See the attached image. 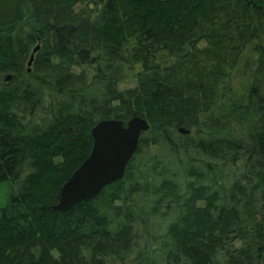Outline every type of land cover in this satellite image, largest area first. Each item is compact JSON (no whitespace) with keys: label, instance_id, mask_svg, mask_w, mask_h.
<instances>
[{"label":"trees","instance_id":"trees-1","mask_svg":"<svg viewBox=\"0 0 264 264\" xmlns=\"http://www.w3.org/2000/svg\"><path fill=\"white\" fill-rule=\"evenodd\" d=\"M134 116L124 176L55 210L91 128ZM3 180L0 264H264V0H21L0 26Z\"/></svg>","mask_w":264,"mask_h":264},{"label":"water","instance_id":"water-1","mask_svg":"<svg viewBox=\"0 0 264 264\" xmlns=\"http://www.w3.org/2000/svg\"><path fill=\"white\" fill-rule=\"evenodd\" d=\"M21 16V0H0V26L16 22ZM36 45L27 62L28 70L33 60ZM4 80H10L7 75ZM146 119L134 116L126 124L120 119H103L91 128L92 146L89 155L63 183L59 198L52 207L63 211L77 203L96 196L106 185L121 179L136 152L140 136L147 131ZM181 133L188 130L180 128ZM13 184L10 180L0 181V223ZM120 264H132L122 261Z\"/></svg>","mask_w":264,"mask_h":264},{"label":"rangeland","instance_id":"rangeland-1","mask_svg":"<svg viewBox=\"0 0 264 264\" xmlns=\"http://www.w3.org/2000/svg\"><path fill=\"white\" fill-rule=\"evenodd\" d=\"M253 56L254 55L252 54L251 49L250 50L247 49L243 53V59H245L246 57H253ZM241 67H242V62L239 63L238 67L234 70V73H233L232 84H231L233 95H238L241 92L246 90L247 84H246V80L244 76L242 75ZM134 82H135L134 80H128V81L121 82L120 87L122 88L130 87L134 84ZM123 261L133 264V262L130 259H126Z\"/></svg>","mask_w":264,"mask_h":264}]
</instances>
